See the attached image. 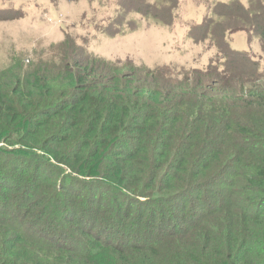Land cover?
<instances>
[{"label":"trees","instance_id":"16d2710c","mask_svg":"<svg viewBox=\"0 0 264 264\" xmlns=\"http://www.w3.org/2000/svg\"><path fill=\"white\" fill-rule=\"evenodd\" d=\"M219 21L264 46V0L217 1L188 32L219 50L202 69L66 38L58 68L0 73V264H264V71Z\"/></svg>","mask_w":264,"mask_h":264},{"label":"rangeland","instance_id":"374dc122","mask_svg":"<svg viewBox=\"0 0 264 264\" xmlns=\"http://www.w3.org/2000/svg\"><path fill=\"white\" fill-rule=\"evenodd\" d=\"M158 1L0 0V73L17 66L24 71L37 64L50 70L58 68V45L66 38L97 58L122 67L164 69L175 76L222 61L211 39L194 42L188 32L211 14L215 2L229 0H178L175 7L176 0H166L168 5ZM155 5L158 7L153 10ZM140 12L153 16L143 18ZM168 13L172 20L161 22L167 21ZM112 21L124 26L115 37L108 35L111 28H105ZM226 23L219 21L216 30L231 28V47L247 52L264 71V46L259 39Z\"/></svg>","mask_w":264,"mask_h":264}]
</instances>
